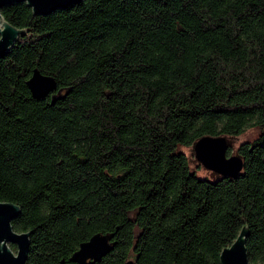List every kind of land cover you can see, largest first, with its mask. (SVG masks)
Here are the masks:
<instances>
[{"label":"trees","instance_id":"trees-1","mask_svg":"<svg viewBox=\"0 0 264 264\" xmlns=\"http://www.w3.org/2000/svg\"><path fill=\"white\" fill-rule=\"evenodd\" d=\"M1 14L26 33L0 60V203L21 209L26 264H75L96 235L114 248L88 264H221L245 227L264 264V0ZM35 70L57 82L40 101ZM203 137L243 138L237 179L203 175Z\"/></svg>","mask_w":264,"mask_h":264},{"label":"water","instance_id":"water-1","mask_svg":"<svg viewBox=\"0 0 264 264\" xmlns=\"http://www.w3.org/2000/svg\"><path fill=\"white\" fill-rule=\"evenodd\" d=\"M83 0H0V60L5 58L16 45L19 37L25 32L20 31L5 21L1 10L7 6L26 3L33 10L35 16H48L56 11L65 10L80 5ZM27 86L33 99L43 100L54 93L57 82L53 77L35 70ZM231 146L225 137H203L193 146L195 161L212 176L235 180L244 169L243 159L238 155H227ZM21 209L11 203H0V264H26L30 247V233H18L13 228ZM249 229L243 228L234 244L221 253V264H251L248 257L246 241ZM112 236L96 235L89 242L80 246L78 252L71 259L75 264L99 263L113 250ZM11 246H16L17 254ZM125 264H135L129 261Z\"/></svg>","mask_w":264,"mask_h":264},{"label":"rangeland","instance_id":"rangeland-1","mask_svg":"<svg viewBox=\"0 0 264 264\" xmlns=\"http://www.w3.org/2000/svg\"><path fill=\"white\" fill-rule=\"evenodd\" d=\"M243 141V138H240V139H229V142L231 144V154L230 156H234L236 155V150H237V147L239 146V144ZM229 157V155H228ZM211 174V173H210ZM203 175H208L209 176V172L205 171L203 172ZM15 254H17V250L14 251Z\"/></svg>","mask_w":264,"mask_h":264},{"label":"flooded vegetation","instance_id":"flooded-vegetation-1","mask_svg":"<svg viewBox=\"0 0 264 264\" xmlns=\"http://www.w3.org/2000/svg\"><path fill=\"white\" fill-rule=\"evenodd\" d=\"M12 248V247H11Z\"/></svg>","mask_w":264,"mask_h":264}]
</instances>
